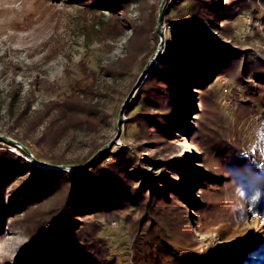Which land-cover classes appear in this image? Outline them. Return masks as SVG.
Listing matches in <instances>:
<instances>
[{
  "label": "trees",
  "instance_id": "trees-1",
  "mask_svg": "<svg viewBox=\"0 0 264 264\" xmlns=\"http://www.w3.org/2000/svg\"><path fill=\"white\" fill-rule=\"evenodd\" d=\"M75 1L94 12L101 40L131 33L123 54L100 62L98 71L79 61V76L67 82L61 98L31 110L28 102L16 109L18 92L10 95L6 135L31 153L33 145L35 159L57 168L33 165L23 150H8L3 146L14 145L0 140V220L3 227L9 219L10 229L26 238L16 264H264V235L254 240L238 230L248 217L264 219V59L250 61L247 50L227 42L235 39L234 18L245 11L257 18L258 0H167L160 22H169V44L147 69L158 44L154 6L144 0ZM133 5L137 17L130 15ZM98 8L111 14L98 15ZM261 20L264 26V13ZM203 52L209 66L189 59ZM136 65L144 74L152 68L125 111L136 146L111 152L113 144L102 148L108 140L99 139L109 117L102 96L112 91L102 80L131 76ZM218 77L243 87V100L235 96L240 120L262 112L257 142L230 135L221 124L211 88ZM185 80L197 94L181 90ZM196 99L195 124L187 122L184 131L180 110H196ZM180 132L199 148L202 168L170 157ZM82 144L86 154L74 157ZM110 215L121 220L128 238L125 260L100 221Z\"/></svg>",
  "mask_w": 264,
  "mask_h": 264
},
{
  "label": "rangeland",
  "instance_id": "rangeland-1",
  "mask_svg": "<svg viewBox=\"0 0 264 264\" xmlns=\"http://www.w3.org/2000/svg\"><path fill=\"white\" fill-rule=\"evenodd\" d=\"M144 2L156 8V32L157 27L160 31V35L157 32V47L144 68L147 69V67L153 68L156 65L157 57L162 53L165 45L169 44L170 28L167 20L161 23L159 18L162 7L167 5V0H144ZM258 8L260 13L256 19L252 18L249 11H245L232 20L235 39L233 42L227 40L228 43L237 45L243 51L247 50L246 58L250 61L264 59V26L261 20V15L264 13V2L258 0ZM130 12L132 17L138 16L136 5L131 7ZM96 13L109 16L111 11L98 8ZM96 18L94 12L75 0H0V137H7L18 143L12 144L14 146L0 144L1 146L18 154H20L17 150L19 145L24 146L6 135L12 123L6 109L14 90L15 93L18 92L20 99L16 109L27 105L28 102L31 110H36L49 100L61 98L67 82L79 76V61L84 60L90 68L98 71L100 62L106 63L123 54L124 43L131 29H128L126 34L118 39L101 40L97 32L98 24H95ZM244 55L239 57V61L243 60ZM189 59L199 60L204 67L210 64V56L207 52L197 53L195 57L189 56ZM151 69L144 74V71L136 65L131 76L102 80L103 85H112V91L102 96V102L109 117L99 139L108 140L107 143L111 141L113 144L111 152L136 146L132 136L133 129H127L124 125L127 105L136 91L128 101L126 97L137 79L140 78L139 87ZM248 79L253 81L254 74L252 73ZM130 80L135 81L129 89ZM189 83V81H183L181 90L187 94H197V86ZM211 88L221 107V124L228 128L229 134L232 135L234 131L251 144L257 142L263 125L262 112L252 115L247 120H240L237 109L238 99L235 96L243 100V87L238 85L233 78L218 77L212 83ZM194 106L196 110L190 113L183 109L180 110L187 119L184 123L186 124L184 131L187 129V122L195 124L197 112L201 107L197 99ZM118 121L119 134H116ZM77 136L81 137L80 134ZM86 148L84 144L76 147L73 156L85 155ZM30 149L33 154L37 152L33 145H30ZM169 155L170 157H185L196 167L202 168L199 148L193 144L185 132L178 133V138ZM26 159L33 165L48 168L32 161L29 155ZM50 168L57 169L56 167ZM61 168L71 170L69 165H63ZM147 170L152 171L153 174L161 173L159 169L152 170L147 167ZM100 221L104 225L105 234L112 240L113 250L121 254L125 260L127 258L125 246H127L128 238L121 220L110 215L107 218L101 217ZM8 225L9 219L3 227L0 220V264L19 262L17 252L26 241L21 231L11 230ZM238 230L239 235L249 234L254 240L258 239L259 235H264V219L248 217L239 224ZM197 235L198 239L203 242L205 236Z\"/></svg>",
  "mask_w": 264,
  "mask_h": 264
},
{
  "label": "water",
  "instance_id": "water-1",
  "mask_svg": "<svg viewBox=\"0 0 264 264\" xmlns=\"http://www.w3.org/2000/svg\"><path fill=\"white\" fill-rule=\"evenodd\" d=\"M160 18V16H159ZM159 18H158V22H159ZM157 32L159 33L160 35V31H159V27H157ZM139 81H140V78L137 79V81L135 82V84L133 85L131 91L129 92L128 96L126 97V101H128L132 94L136 91V89L138 88V85H139ZM119 121L117 122V133L116 134H119ZM2 138V140H5L7 142H9L10 144H18L16 141H14L13 139H10V138H7V137H0ZM111 143L108 142L105 146H103V148H105L106 146H108L109 144ZM19 148L22 149L27 155H29L31 158H32V161H34L35 163H37L38 165H42V166H46V167H56L55 165H52V164H49V163H46V162H43V161H39L37 159H35L31 153L29 152V150L24 147V146H21L19 145Z\"/></svg>",
  "mask_w": 264,
  "mask_h": 264
},
{
  "label": "bare ground",
  "instance_id": "bare-ground-1",
  "mask_svg": "<svg viewBox=\"0 0 264 264\" xmlns=\"http://www.w3.org/2000/svg\"><path fill=\"white\" fill-rule=\"evenodd\" d=\"M13 150H15L14 148H13ZM16 151V150H15Z\"/></svg>",
  "mask_w": 264,
  "mask_h": 264
}]
</instances>
